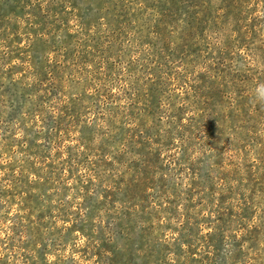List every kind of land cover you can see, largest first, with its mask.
Returning <instances> with one entry per match:
<instances>
[{"label":"rangeland","instance_id":"374dc122","mask_svg":"<svg viewBox=\"0 0 264 264\" xmlns=\"http://www.w3.org/2000/svg\"><path fill=\"white\" fill-rule=\"evenodd\" d=\"M264 0H0V264H264Z\"/></svg>","mask_w":264,"mask_h":264},{"label":"clouds","instance_id":"9594fccd","mask_svg":"<svg viewBox=\"0 0 264 264\" xmlns=\"http://www.w3.org/2000/svg\"><path fill=\"white\" fill-rule=\"evenodd\" d=\"M253 99L257 103L264 104V82L257 84L254 88Z\"/></svg>","mask_w":264,"mask_h":264}]
</instances>
